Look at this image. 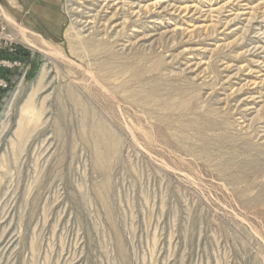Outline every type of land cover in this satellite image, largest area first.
I'll return each instance as SVG.
<instances>
[{
  "label": "rangeland",
  "instance_id": "374dc122",
  "mask_svg": "<svg viewBox=\"0 0 264 264\" xmlns=\"http://www.w3.org/2000/svg\"><path fill=\"white\" fill-rule=\"evenodd\" d=\"M103 4L0 0V264H264V0Z\"/></svg>",
  "mask_w": 264,
  "mask_h": 264
},
{
  "label": "bare ground",
  "instance_id": "6f19581e",
  "mask_svg": "<svg viewBox=\"0 0 264 264\" xmlns=\"http://www.w3.org/2000/svg\"><path fill=\"white\" fill-rule=\"evenodd\" d=\"M89 1H94V0H89ZM103 1H104L103 7L99 10H96V13L90 15V17H88L86 19V21H84V23L86 24L84 26H86V27H83V29H86L87 27H89L91 25L86 30H88V29L92 30L93 29L95 31V29H96V31L99 32L98 24L100 23L107 30V33L111 32V34H112L114 31H116V34L114 37L110 34H108V35L105 34L106 35L105 38L111 39V37H113V40H111V41H113L117 47H121L120 49L125 50V39L123 38V37H125V4H127V6L129 8H131L130 14L135 16L136 20H139L142 18V14H144V9H150V5L157 7L160 5L162 0H155L152 3H149L147 5H142L141 4L142 0L137 4H135V2L129 4L128 2H125V0H103ZM95 5H97V3L94 4V6ZM102 12H105L106 14L103 15ZM88 13H90V11ZM103 20H105V21H103ZM28 43H30V42L28 41ZM46 76H47V72L43 71L40 74V76L38 77V80L36 81L38 83V85L43 83V80H45L44 78ZM19 88H20V86L17 88L15 95L18 93ZM11 102H13V100ZM8 115H9V111L6 112V114L4 115V118L2 120H0V140H1L2 136L4 135V133L6 132V129L8 126V122L6 121Z\"/></svg>",
  "mask_w": 264,
  "mask_h": 264
},
{
  "label": "built area",
  "instance_id": "2783aa9c",
  "mask_svg": "<svg viewBox=\"0 0 264 264\" xmlns=\"http://www.w3.org/2000/svg\"><path fill=\"white\" fill-rule=\"evenodd\" d=\"M13 43L12 37L7 33L6 27L2 26L0 31V49L7 45H11ZM12 52H16L15 48H10ZM22 66V62L19 60H11L0 58V68L5 69H13ZM10 78V77H8ZM9 82L8 79L0 74V91L8 89Z\"/></svg>",
  "mask_w": 264,
  "mask_h": 264
}]
</instances>
